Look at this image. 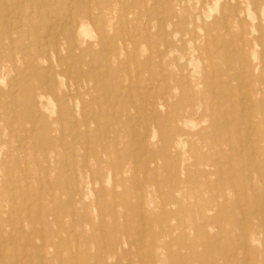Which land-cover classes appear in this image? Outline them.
<instances>
[{
    "label": "rangeland",
    "instance_id": "obj_1",
    "mask_svg": "<svg viewBox=\"0 0 264 264\" xmlns=\"http://www.w3.org/2000/svg\"><path fill=\"white\" fill-rule=\"evenodd\" d=\"M4 1L61 75L0 108V264H264V0Z\"/></svg>",
    "mask_w": 264,
    "mask_h": 264
},
{
    "label": "bare ground",
    "instance_id": "obj_2",
    "mask_svg": "<svg viewBox=\"0 0 264 264\" xmlns=\"http://www.w3.org/2000/svg\"><path fill=\"white\" fill-rule=\"evenodd\" d=\"M14 1V0H13ZM17 1H20L21 2V0H17ZM26 1H28V0H24V2L23 3H25ZM125 1V0H124ZM173 1V2H172ZM183 1H185V0H183ZM187 1V0H186ZM191 1V0H190ZM214 1V0H213ZM145 2V1H144ZM174 2H176V3H178L179 4V0H171V6H173V4H174ZM198 2V1H197ZM229 2V1H228ZM5 3V1L4 0H0V70L2 69V68H4V67H6L7 66V63H5V61H4V59L5 58H8V59H12L13 58V56H15V54L16 53H20V55H23V58H24V63H22V64H24V68H19V70H18V78H19V81H21L22 82V84H19V85H16L15 87H11L10 89H9V91H8V93H7V95H8V97H7V99H6V102H3V100L1 101V99H0V108L3 110L4 109V107H5V105L6 106H13V109L12 110H9V112H10V114L9 115H7L8 116V118L6 119L7 120V126H9V125H12L13 124V122L15 121V119L14 118H12L13 117V114H14V112L16 111L14 108L16 107V106H18L19 104L21 105V101H25V100H23V99H27V100H33V99H35V98H37L38 96H43L44 95V93H43V91L44 92H47V93H54L57 89H58V87H57V84H58V81H59V76L61 75V74H59L58 72H56L55 70H58V69H55V67L53 66L52 67V65H47L46 66V68L42 71V72H36V71H34V72H32V70L33 69H35V68H37L38 67V65L37 64H34L33 63V61L31 60V58H30V56H29V50L27 49L28 48V46H30L31 44H32V42H34V44H37L38 45V49H37V56L38 57H40L42 54H44V52H43V49H42V47H40L39 45H40V43H38L37 41H36V39H34V38H32L31 39V37L29 36V34H25L24 32H23V29L21 30H18L17 31V35L16 36H12V32H13V29L15 28H17L19 25L18 24H20L21 22H20V19H21V17L20 16H16L14 13V11H11L12 10V8H11V10H9V8L7 9V7L6 8H4L5 6H3V5H6V3ZM165 3V2H164ZM11 4V3H10ZM154 4V3H153ZM156 4V3H155ZM154 4V5H155ZM158 4H159V1H158ZM198 4V3H197ZM12 5V4H11ZM213 5H214V2H213ZM150 6H151V4H150ZM12 7V6H11ZM16 7V6H15ZM214 7V6H213ZM4 8V9H3ZM14 8V7H13ZM215 9L216 8H218V7H214ZM249 8V7H248ZM210 9V8H209ZM71 11V10H70ZM211 11H213V10H211ZM216 11H218V9L216 10ZM245 11V10H244ZM12 12H13V14L15 15V17H14V15L12 14ZM160 12V11H159ZM246 13V12H245ZM248 14V13H247ZM70 16H71V14H70ZM211 16V15H210ZM14 18L17 20L18 18V20L17 21H19V23L17 22V25H16V23L15 22H13V20H14ZM210 18V17H209ZM66 19V18H65ZM255 20V19H254ZM252 21V20H251ZM71 22V21H70ZM263 22V21H262ZM23 24V23H22ZM25 25V24H24ZM84 26H85V24H83ZM121 25H123V24H121ZM23 26V25H22ZM225 28V27H224ZM253 29V28H252ZM82 31V30H81ZM80 31V32H81ZM92 31V30H91ZM183 31V30H182ZM182 31L180 30L179 32H181L182 33ZM253 31V30H252ZM251 31V32H252ZM50 32V31H49ZM85 32V31H84ZM83 32V33H84ZM52 33V32H51ZM83 33L81 34V35H83ZM87 34V33H86ZM91 34V33H90ZM25 35H27L28 37H26ZM58 36V35H57ZM206 37V36H205ZM47 38V37H46ZM27 39V40H26ZM17 41H19V42H23V46H21V47H16L15 46V42H17ZM39 41V40H38ZM48 41V40H47ZM47 41H46V43H47ZM123 42V41H122ZM31 43V44H30ZM84 43V42H83ZM57 46V45H56ZM219 46V45H218ZM243 46V45H242ZM40 47V48H39ZM75 47V46H74ZM57 48H58V46H57ZM73 49V48H72ZM58 50V49H57ZM56 50V51H57ZM55 51V52H56ZM69 51H70V49H69ZM102 51V50H101ZM100 51V52H101ZM57 53V52H56ZM129 54V53H128ZM177 54V53H176ZM191 54H193V53H191ZM48 55V54H47ZM122 55V54H121ZM56 56H57V54H56ZM110 59V58H109ZM57 60V59H56ZM199 60V59H198ZM71 61H72V59H71ZM110 61V60H109ZM164 61V60H163ZM82 62V61H81ZM189 62V61H188ZM200 62V61H199ZM198 63V62H197ZM99 64V63H98ZM264 64V63H263ZM69 65L71 66V64L69 63ZM197 65V64H196ZM80 66V65H79ZM198 66V65H197ZM107 68V67H106ZM119 68V67H118ZM213 69V68H212ZM61 70V69H60ZM62 70H66L69 74H74L75 73V71L73 70V69H71V68H68L67 66L66 67H64V68H62ZM94 70V69H93ZM126 70V69H125ZM124 71V70H123ZM255 71H256V69H255ZM80 73V72H79ZM187 74V73H186ZM186 74H184L185 76L184 77H186ZM236 76V75H235ZM260 76H262V75H260ZM5 78V77H4ZM14 78V77H13ZM73 79H74V77H72ZM243 78V77H242ZM244 78H246V77H244ZM116 79V78H115ZM1 80V79H0ZM114 80V79H113ZM162 80V79H161ZM243 80V82H244V79H242ZM245 80H247V79H245ZM2 81V80H1ZM163 81V80H162ZM74 82V81H73ZM159 82V81H158ZM242 82V81H241ZM248 82V81H247ZM4 83V82H3ZM91 83V82H90ZM245 83V82H244ZM17 84V83H16ZM158 84V83H157ZM15 85V84H14ZM18 86V87H17ZM66 86L68 87V84H66ZM157 86V85H156ZM166 86V85H165ZM214 86H215V84H214ZM215 88V87H214ZM151 89V88H150ZM149 89V90H150ZM177 91V90H176ZM165 92V91H164ZM163 92V93H164ZM111 93V92H110ZM109 93V94H110ZM165 94V93H164ZM213 94H214V91H213ZM248 95V94H247ZM241 98H242V95L240 96ZM155 98V97H154ZM218 100V99H217ZM221 101V100H220ZM117 102V101H116ZM153 103V102H152ZM247 105V104H246ZM161 106V105H160ZM51 109V108H50ZM54 110V109H53ZM22 112H25L24 110H20V113L18 112L14 117L15 118H17V116H19V114H21L22 115ZM39 112V111H38ZM21 118H23V117H21ZM34 118H36V116H34ZM180 118V117H179ZM177 119V118H176ZM254 119V118H253ZM248 120V119H247ZM34 121H35V119H34ZM249 121V120H248ZM205 122V121H204ZM249 123V122H248ZM43 124V123H42ZM42 124H41V127H42ZM165 124V123H164ZM33 125V124H32ZM199 125V124H198ZM227 125V124H226ZM35 126V125H34ZM76 126V125H75ZM187 126V125H186ZM31 127H33V126H31ZM103 128V127H102ZM43 132L44 133H47V130H46V127H45V125H44V127H43ZM192 129V128H191ZM9 131H10V129H9ZM21 132V134H18V133H16V132H11V134H10V136L9 137H17V138H21V137H23V136H33L34 135V133H29V132H27V131H25V130H21L20 131ZM42 132V133H43ZM247 132V131H246ZM43 133V134H44ZM82 133V132H81ZM169 133H171V132H169ZM135 134V133H134ZM105 135V134H104ZM171 135V134H170ZM149 136V135H148ZM229 136V135H228ZM105 138V137H104ZM180 138V137H179ZM34 139H35V141H38V145H37V147H35V148H42V146H43V148H45L44 147V145H48V144H50V145H52V144H54L55 143V141H54V139H53V137H51V134H47V136H45V138H43V139H41V140H39V137L37 136V135H34ZM135 139V138H134ZM142 140V139H141ZM228 140H229V138H228ZM227 140V141H228ZM248 140V139H247ZM21 142V141H20ZM247 142H249V141H247ZM252 142V141H251ZM26 144V143H25ZM24 144V145H25ZM177 144H178V142H177ZM241 144H243V143H241ZM252 144V143H251ZM27 145V144H26ZM22 146H23V144H22ZM178 146V145H177ZM241 146V145H240ZM252 146V145H251ZM90 147V146H89ZM186 147V146H185ZM86 150H87V148H86ZM134 150V149H133ZM6 151V150H5ZM143 153V152H142ZM10 154V153H9ZM252 154H253V152H252ZM66 156V155H65ZM203 156H204V154H203ZM141 157V156H140ZM215 157V156H214ZM252 157H253V155H252ZM9 160H10V157H9ZM254 160V159H253ZM111 161V160H110ZM99 162V161H98ZM195 162V161H194ZM224 162V161H223ZM233 163V162H232ZM152 164V163H151ZM230 164V163H229ZM156 165H157V163H156ZM220 166V165H219ZM221 166H223V165H221ZM188 167V166H187ZM229 169V168H228ZM191 170V169H190ZM207 174V173H206ZM221 174V173H220ZM205 175V174H204ZM251 177V176H250ZM97 178H99V177H97ZM230 178V177H229ZM58 180V179H57ZM85 181V180H84ZM109 181V180H108ZM110 182V181H109ZM41 183V182H40ZM90 184V183H89ZM93 185V184H92ZM114 185V184H113ZM12 189H14L13 187H12ZM253 189V188H252ZM255 189V188H254ZM217 190V189H216ZM186 191V190H185ZM181 193V192H180ZM217 193V192H216ZM13 194V193H12ZM24 194V196H30L31 195V192H24L23 193ZM76 195V194H75ZM91 195V194H90ZM11 195H9L8 194V197H10ZM86 198V197H85ZM80 201V200H79ZM224 201V200H223ZM38 204H39V202H38ZM162 204V203H161ZM164 206V205H163ZM41 207V206H40ZM27 209V208H26ZM145 212V211H144ZM253 212L255 213V211H254V209H253ZM21 213V212H20ZM142 213V212H141ZM144 216H145V214H143ZM19 216H20V214H19ZM244 216V215H243ZM242 217V216H241ZM248 217V216H247ZM39 219V218H38ZM242 219V218H241ZM240 220V219H239ZM262 220H264V219H262ZM40 221V220H39ZM44 221H45V219H44ZM143 221V220H142ZM263 222V221H262ZM65 224V223H64ZM40 225V224H39ZM43 225V224H42ZM242 225V224H241ZM36 228H38L37 226H36ZM40 229V228H39ZM42 229V228H41ZM40 229V230H41ZM39 230V231H40ZM11 231V230H10ZM65 231V230H64ZM31 232V231H30ZM263 232H264V230H263ZM38 233V232H37ZM40 233V232H39ZM41 234V233H40ZM76 234V233H75ZM30 236V235H29ZM11 237V236H10ZM40 238H41V236H40ZM2 240H3V238H2ZM13 240H14V238H13ZM43 240H44V238H43ZM216 240V239H215ZM15 241V240H14ZM255 241V240H254ZM10 242H11V240H10ZM32 242V241H31ZM2 243V242H1ZM4 243V242H3ZM16 243V242H15ZM216 243V242H215ZM5 244V243H4ZM247 245V244H246ZM4 246V245H3ZM17 246V245H16ZM22 246V245H21ZM42 246V245H41ZM77 246V245H76ZM240 246V245H239ZM18 247V246H17ZM42 248V247H41ZM49 248H51V247H49ZM244 248V250H245V248L246 247H243ZM42 250V249H41ZM14 251H15V249H14ZM0 252H3L2 251V249H0ZM15 254V253H14ZM32 254V253H31ZM61 254V253H60ZM28 255H29V253H28ZM118 255V254H117ZM31 256V255H30ZM29 256V257H30ZM15 257H18V256H15ZM23 257H25V256H23ZM1 258V257H0ZM5 258H6V256H5ZM246 258V257H245ZM8 259V258H7ZM17 259V258H16ZM22 259V258H21ZM20 262H22V260L20 261ZM4 263V262H3ZM15 263H16V261H15ZM12 264H14V263H12Z\"/></svg>",
    "mask_w": 264,
    "mask_h": 264
}]
</instances>
